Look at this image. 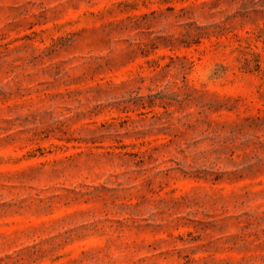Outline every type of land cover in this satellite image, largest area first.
I'll return each instance as SVG.
<instances>
[{
  "label": "rangeland",
  "instance_id": "rangeland-1",
  "mask_svg": "<svg viewBox=\"0 0 264 264\" xmlns=\"http://www.w3.org/2000/svg\"><path fill=\"white\" fill-rule=\"evenodd\" d=\"M0 264H264V0H0Z\"/></svg>",
  "mask_w": 264,
  "mask_h": 264
}]
</instances>
